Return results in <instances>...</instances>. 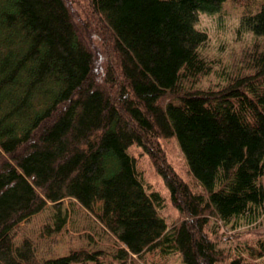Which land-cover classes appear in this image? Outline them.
<instances>
[{"label": "trees", "instance_id": "trees-1", "mask_svg": "<svg viewBox=\"0 0 264 264\" xmlns=\"http://www.w3.org/2000/svg\"><path fill=\"white\" fill-rule=\"evenodd\" d=\"M72 1L0 0V264H108L101 249L50 245L72 216L65 199L123 246L118 256L158 250L222 264L209 223L264 216V48L223 71L224 85L198 88L211 65L194 24L238 0H86L98 33L80 29ZM240 28L264 37V0ZM169 137L199 191L165 165L159 141ZM133 146L164 178L178 222L160 216L163 198L145 185ZM47 211L45 247L31 233L17 238ZM241 252L225 264H242ZM247 253L264 256V237Z\"/></svg>", "mask_w": 264, "mask_h": 264}, {"label": "rangeland", "instance_id": "rangeland-1", "mask_svg": "<svg viewBox=\"0 0 264 264\" xmlns=\"http://www.w3.org/2000/svg\"><path fill=\"white\" fill-rule=\"evenodd\" d=\"M72 2L73 13L74 7L78 9L74 13L75 17L79 18L81 16V19L79 18L77 22L81 30L90 26L92 30L97 32L102 28L101 23L92 15L86 0H73ZM257 2L258 0L229 1L224 3L220 10L214 14H198L194 24L195 28L205 32L207 37L204 44L199 48V52L211 65L209 74L198 79V88L213 87L220 82L224 85V80L220 78L223 71L229 73L228 71L232 70L235 73L240 67V59L253 52L255 47H257V50L264 48L263 36H256L240 28L241 19L245 11L248 9L254 11ZM84 34H81L82 38H84ZM95 49V58L99 61L97 55L102 53L97 46H95ZM159 147L161 149V157L165 159V165L171 168L179 179L188 183L193 191H199L200 188L192 179L176 140L173 137L161 139ZM129 152L136 158L137 167L145 185L151 190L157 191L163 198L164 203L159 211L160 216L168 226L178 222L180 220L179 214L170 201L164 178L155 168L149 155L143 149L135 146L131 147ZM63 205L69 208L72 216L62 233L51 236L52 239L50 241L52 243L50 245H53V249L57 252L63 253L68 247H83L101 249L102 252H100L98 257L108 264H183L179 253L162 254L158 250L147 252L140 257L131 255L118 256L116 251L118 247L123 246L120 244L118 246L114 238L108 235L106 230L95 221L91 214L81 208L74 200L65 199ZM50 214L51 211L40 213L32 220L23 223L17 238L20 239L22 235L31 233L37 238V246L41 248L45 239L38 237V233L41 230L42 223H45ZM94 223L97 224L98 229ZM207 228L210 237L226 253L222 262V264H225L228 257H232L235 253L244 250L252 251L254 243L264 237V216L254 219L250 223L245 219L240 225L233 227L223 226L213 220ZM210 228L216 229L217 232L211 233ZM87 233H90L94 239L93 241L87 239ZM247 251L241 252L242 264H264V256L255 258L253 257L254 255L247 253Z\"/></svg>", "mask_w": 264, "mask_h": 264}]
</instances>
